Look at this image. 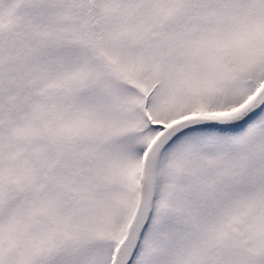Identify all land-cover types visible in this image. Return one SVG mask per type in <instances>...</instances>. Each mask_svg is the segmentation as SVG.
I'll return each instance as SVG.
<instances>
[{"label": "rangeland", "instance_id": "1", "mask_svg": "<svg viewBox=\"0 0 264 264\" xmlns=\"http://www.w3.org/2000/svg\"><path fill=\"white\" fill-rule=\"evenodd\" d=\"M12 1L0 0V33L15 30L0 37V264H110L127 226L126 212L134 206L145 150L142 141L148 145L152 130L158 132L172 121L175 102L183 108L178 93L193 95L197 86L198 95L191 99L195 104L190 106L211 104L206 116L216 115L219 99L223 111L219 116L234 114L255 93L254 87L220 77L211 44L204 38L210 32L206 20L214 15L215 21L224 12L220 1L231 2L221 27L230 40V59L236 67L248 68L243 48L235 42L243 31L252 32L248 24L259 17L264 20V0H188L189 13L180 19V27L196 23L202 29L187 27L175 48L180 52L173 54L160 49L158 37L167 25L160 45L168 44L180 15H175L176 0H53L52 4L62 5L58 8L43 5L50 0H30L21 18L8 21ZM205 7H211L209 15ZM84 19L85 23H78ZM77 32L83 37L73 44ZM257 32L264 39V29ZM87 48L93 52L90 57ZM220 78L227 87L217 98L209 83ZM253 79L257 89L262 78L255 74ZM145 92L150 134L144 139L118 138L138 126L131 123L129 107L140 106ZM253 125L244 134L225 137L196 132L192 150L179 141L162 157V186L154 201L150 246L137 264H264V127ZM39 132L43 139L34 152L40 164L25 157L26 148H19L25 139L27 149L33 146ZM44 138L45 147H66L80 159L78 170L85 173L75 186L55 181L62 193L76 195V208L64 198L66 206L46 205L57 200L42 189L37 175L39 165L47 168L54 163L50 148H42ZM81 141L91 149L76 146ZM109 141L112 147L104 149ZM158 177L157 170L155 189ZM24 189L28 190L25 211L8 210ZM55 208L64 210L53 215ZM73 209L82 212L79 222L72 219ZM49 230L55 238H49ZM53 241L59 252L44 261Z\"/></svg>", "mask_w": 264, "mask_h": 264}, {"label": "trees", "instance_id": "2", "mask_svg": "<svg viewBox=\"0 0 264 264\" xmlns=\"http://www.w3.org/2000/svg\"><path fill=\"white\" fill-rule=\"evenodd\" d=\"M203 1L206 2L207 0H203ZM211 1L212 0H209V2H211ZM55 2L57 3L56 0H55ZM55 2L53 0H50L49 2L45 1V3L43 5L46 6V7L49 6V8L62 7V5L52 4V3H55ZM187 2H188V0H176V3H175V9H176L175 10V15H178L179 13H180V15L177 16L175 18V20H174V24L172 26L174 32H173L172 35H170L168 44L166 46L160 45L162 39H163V42H164V38L161 37V36L164 35L163 34L164 33L163 30H166L167 25H165L163 30H161V32H163V33H161L159 35V37H158L160 49L162 51L168 52L169 54L170 53L173 54V50L175 52H177V53L180 52L179 48H178V50H176L175 48H176V46L179 47L178 41L180 43V41L184 40V38L182 36L183 35L185 36V30H186L187 27H190V26L194 25L198 29H202L201 28L202 26H200V25H198L196 23H191L189 25L184 23V26L181 25V27H180V24H181L180 19L184 17V14H187L185 12L189 11V10H185V4ZM31 3L32 2L30 0H29L28 3H26V6H25L24 3H21L19 9L15 11L13 8L15 6H18L20 4V1L19 0H13L10 3L9 10H8L9 13H7V14L10 15V12L14 10L15 11L14 15L16 16L15 18H21L20 16L22 15V12L24 10H26V9H29V6H30ZM230 3L231 2H229L227 4H230ZM227 4H224V2L220 1V8L224 7V12H222L216 18L215 21H214V15L210 16L206 20V21L210 20V24L205 23V26H207V25L209 26L207 28L210 30V32H209V34H206L204 36V38L206 37L205 41H208L211 44L210 52L213 54L212 60H215L217 62V64H218L217 66H219L218 71L220 73V77H222L223 79H225V78L229 79L230 78L232 81H234V83H236V84H238L240 86L254 87V89H256L255 84L257 82L254 81L253 75H255V74L256 75L257 74L260 75L261 78H262L261 83L264 81V39H262L261 36L259 35V32H257V28L264 29V20L262 19V17H259L258 21L252 22L253 24H248V29L249 30L251 29L250 30V31H252L251 33L248 34V33L243 31L241 34H238V36H237L238 42L237 43L235 42V45L238 46L239 48L240 47L243 48L242 52L245 54L246 61L249 63V67L248 68L240 69V68L236 67L235 64L233 63V61L230 59V55H229V52L227 50V43L230 40H229L228 33H227V30L225 29V27H223V28L221 27V24L223 22H227L226 12H225V7H226ZM210 8H206L205 7V10H206L205 14H208V15L210 14V12L212 11ZM192 11H194V9ZM193 18H195V17H192L191 19H193ZM7 19H8V21H10L9 17ZM79 21H81V20H79ZM82 21H86V20L84 19ZM164 23L168 24L167 21H165ZM242 24H244V23L242 22ZM185 25H187V26H185ZM218 28L220 29V32L219 31L217 32L219 34H215L214 33V35H213V32L217 31ZM14 32H15V30L12 31V30L8 29L5 33H0V37H3L4 35H6L5 37H9ZM18 35H20V32H18ZM233 35L236 36V34H233ZM80 37H83V36L82 35L80 36L78 34V32H77L76 39L74 38L73 40H71V42L73 44H78ZM190 37H192V36H190ZM249 37H251L253 45L250 44ZM19 38L21 39L22 37H19ZM81 40H83V38ZM241 41H243V44H241ZM182 47H183V45L180 44V49L181 50H182ZM86 50H88L87 57H90V55H93V52L91 51V48H87ZM258 55L261 56V59L257 58ZM160 79H161V77H158V84L161 85L162 82H161ZM225 83L226 82L224 80H222V79H221L220 82L219 81H213V80L210 81L209 85L211 86V89L214 92V94L218 95L217 98L221 97L222 93L223 94L225 93V89L227 87ZM138 88L142 89L143 91H145V89H143L141 87H138ZM16 94H15V96H16ZM150 94H151V92H150ZM178 95H179V97L182 98L181 101H182L183 108H180L179 103L175 102L176 111L173 112V115L171 117V120H172L171 122H174L176 120H179L181 118L188 117V116L205 115L204 112L209 111V109L212 108L211 104L206 106V107H204V106L191 107L190 106L192 103H194V101L191 100L192 97H197V95H198V87L197 86H195V93L193 95L183 96V94L180 93V92L178 93ZM142 98H143V100H141L140 106L136 105V104H132L129 107L130 108V112H131V116H133V120H132L131 123H133L135 125H138V126L136 128H134L133 130L126 131L122 135L118 136V138L119 137L122 138V137H128L129 136L130 138H134L135 137L134 139H136V138L144 139L146 137V135L150 134L148 132H150L151 129L148 127L147 120H146V113H145V109H146V107L148 105L147 103H148V100H149V95H146V92H145V95ZM17 99H18V97H17ZM221 102H222L221 99H219V102H217L216 105H215V109H216V111L214 109V112L216 113L215 116L223 114V111L220 109V106H219L221 104ZM143 103H146L145 109H144ZM122 108L125 109L124 107H122ZM141 109L143 110L142 116H139ZM263 111H264V109L261 111V113H259V115L254 120H252V122L249 125H253L254 123H256L255 126L264 127ZM138 121H140V123ZM31 124L35 125L34 122H31ZM245 130H246V128H245ZM54 132L56 133L57 130H55ZM158 132H154L152 130L151 133H153V137H151V139L149 140L148 145L151 143L153 138L158 134ZM196 132H212V131H204V130L201 131V130H199V131H194V132H190V133H185L182 136H180L177 139H175L169 145V147L164 151V153L162 154V156L160 158V161L158 163V167H157L158 168L157 170L159 172V177H158V180H157V183H156L154 201H155V197L160 193V188L162 186V183H161V180H160V178H162V176H163L162 170H164V166L162 165V159H163L162 157L166 153H168L170 151L172 152L174 150V148L176 149V146H177L179 141H184L185 145L190 150H192L194 148V142L191 140V137L193 135H195ZM213 133L217 134L219 136H221V135H223L224 137L227 136L226 134H219V133H215V132H213ZM199 134H201V133H199ZM242 134H243V132H242ZM51 135L53 137H55V141L56 142L60 141V139L56 136V134L51 133ZM41 137H43V134H41L39 132V136L37 137V139L34 140L33 146H30L28 149H27V143L28 142H27L26 139L23 140L24 143L19 146V148L21 150L26 148L25 149L26 150L25 151V157L26 158H31V159L36 160V161L39 160L38 164H40V158L38 157V154L34 152V150L37 149L36 147L38 146L39 140L43 139ZM242 137H243V135H242ZM47 141H46L45 138H44V140H41L42 148H44V149H49L50 148V147H45V145H48ZM142 142L145 145H144V147L141 150H143L144 148L146 149L147 146H148V145H146L145 141H142ZM25 143H26V146H25ZM82 143H83V145H81ZM88 144L89 143H85V142L81 141V143L76 145V146H87V147H89L91 149L92 146L88 145ZM111 144H113V142L111 143L109 141L105 145L104 149L108 148V150H109L112 147ZM94 150L96 151V149H94ZM18 154L19 153L14 154L13 159H11V163H9V165L13 164V161H14L15 157ZM50 155L53 156L52 157V159L54 160L53 165L48 166L47 168H42V166L39 165L40 166V172H39V174H37L39 176V179L41 178V181L44 184L42 189L45 188L44 189V190H46L45 192H48V194L50 196H53L57 200V204H55V205L48 204L47 202H46V205L52 206L51 208L57 206L58 204L60 206H64L65 203L62 201L63 198H64V199H67L69 201V205L71 204L74 208H76L75 202H78V198L76 197V195L71 197V193H69V194L67 192L62 193V189L59 186L56 185L55 181H56V179H60L61 181L65 182L66 184H69L70 187L75 186L76 183H77V178L85 173V172L81 173L78 170V167L80 165V163H79L80 159H79V157L77 158L76 155L72 154L71 149L70 150H66V147H61V148H58L57 150L50 148ZM93 157H95V156L93 155L92 158ZM84 160L85 159H83V161ZM201 163H202V166L205 165L203 160L201 161ZM159 166H160V168H159ZM157 170H156V172H157ZM184 176L185 175H183V178H178V180H183ZM35 182H37V181H35ZM97 184H99V182ZM96 186L94 188H96ZM164 188H166V186H164ZM138 189L139 188L137 186L136 187V191H135V200H134L133 208H131V211L128 210L126 212L125 220L127 222V225L129 223L132 215H133V212H134V209H135V206H136V202H137V198H138ZM27 191L28 190L24 189L23 192H21L20 194H17L14 197V202L11 203V208L8 209V210H12V211L19 210L18 213H23L25 211V209L27 208L26 199H25L26 198V194L25 193H27ZM32 200L34 201L35 199H32ZM41 200H42V198H41ZM72 201H74V204L72 203ZM5 205H7V204L5 203ZM154 207L155 206L153 205L152 215L150 217V220H149V223L147 225V228H146V230H145V232L143 234L142 240H141V242H140V244H139V246L137 248L136 254H135L131 264L139 263L138 260H141V256H142L143 253L148 254L147 251L145 252V250H146L147 247L150 246L149 243H148V238H149L148 235H149V232L153 229L152 219H153L154 215H156V212L154 211ZM56 210L58 211L59 215H61L64 209L55 208L54 212H53V215L56 214L55 213ZM73 212H74V216H73L72 219L76 220V222H79V220H80V219H78V218H80L79 214H81L82 212L74 210V209H73ZM126 228H127V226L125 227V230H126ZM42 231L46 232L45 227L42 228ZM49 231H50L49 238L50 239L55 238L54 234L52 233V231L51 230H49ZM124 233H125V231H123V233H122L118 243L114 247L113 251L115 250L117 245L122 240V238L124 236ZM144 238H146V240H143ZM96 240H97V238H96ZM96 240L94 241V243H95L94 246L95 247H96ZM34 246H36V244ZM56 251L59 252L58 247L55 244V241H53V242L50 243V246H49V253H50L49 255H50V257H48L47 260H44V261H48L49 259H51L52 258L51 256H53ZM32 252L35 255H38V253H39V252L37 253L35 250H33ZM111 257H112V255H111ZM110 260L111 259H109V263H110ZM39 263H40V261L35 262V264H39Z\"/></svg>", "mask_w": 264, "mask_h": 264}, {"label": "water", "instance_id": "3", "mask_svg": "<svg viewBox=\"0 0 264 264\" xmlns=\"http://www.w3.org/2000/svg\"><path fill=\"white\" fill-rule=\"evenodd\" d=\"M263 107L264 85L245 107L231 116L187 117L169 124L159 132L143 156L137 204L125 235L114 252L111 264H131L132 262L152 213L156 168L166 148L176 138L191 131L212 130L224 133L239 130Z\"/></svg>", "mask_w": 264, "mask_h": 264}, {"label": "flooded vegetation", "instance_id": "4", "mask_svg": "<svg viewBox=\"0 0 264 264\" xmlns=\"http://www.w3.org/2000/svg\"><path fill=\"white\" fill-rule=\"evenodd\" d=\"M233 264H234V261H233Z\"/></svg>", "mask_w": 264, "mask_h": 264}]
</instances>
